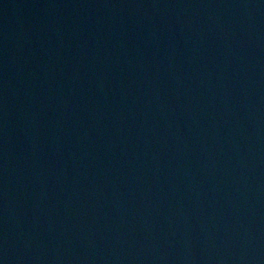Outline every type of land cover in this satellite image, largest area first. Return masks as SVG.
Listing matches in <instances>:
<instances>
[{"label": "water", "instance_id": "water-1", "mask_svg": "<svg viewBox=\"0 0 264 264\" xmlns=\"http://www.w3.org/2000/svg\"><path fill=\"white\" fill-rule=\"evenodd\" d=\"M0 264H264V0H0Z\"/></svg>", "mask_w": 264, "mask_h": 264}]
</instances>
